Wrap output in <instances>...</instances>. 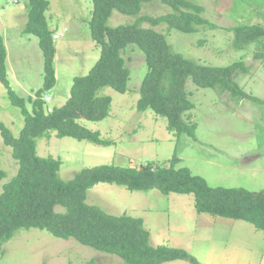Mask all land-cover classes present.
<instances>
[{
    "label": "rangeland",
    "instance_id": "rangeland-1",
    "mask_svg": "<svg viewBox=\"0 0 264 264\" xmlns=\"http://www.w3.org/2000/svg\"><path fill=\"white\" fill-rule=\"evenodd\" d=\"M203 7L208 23L192 33L169 29L166 24L140 26L154 28L167 37L175 52L200 63L227 66L241 62L234 79L245 92L264 102V52L255 43L241 50L234 48L237 24L264 26V0H190ZM250 2L247 3V2ZM27 0H0V35L7 50V76L19 96L34 95L43 84V55L38 38L23 33L27 21ZM242 5V6H241ZM90 0H49L48 26L55 42L56 84L44 99L49 109L61 106L69 96L74 76L86 74L100 54L90 36ZM172 9L152 0L144 3L138 15L113 10L108 26L133 23L138 16H159ZM130 69L124 93L102 87L98 94L112 99L108 115L100 121L79 118L78 123L97 130L109 145L95 144L73 137H57L55 132L38 139L41 157L61 160L59 176L71 179L82 168L102 164L140 167L148 162L168 165L174 153L192 173L202 176L210 186L243 187L264 190V103L238 99L228 91L200 88L188 80L186 90L194 108L187 114L197 124L195 137L175 135L167 129L164 116L151 109L137 110L141 80L147 70L144 54L135 45L123 52ZM0 82V121L18 136L23 126L19 107L11 104ZM0 168L7 172L2 184L11 178L17 164L11 148L0 135ZM87 202L105 212L141 217L150 233L152 245L181 247L204 264H223L233 260L244 264H264V230L251 223L197 212L193 195L163 194L157 189L130 191L123 186L98 183L88 192ZM93 260L94 264H128L115 254L99 251L73 238L62 239L38 228L19 229L0 246V264H67ZM162 264H192L175 260Z\"/></svg>",
    "mask_w": 264,
    "mask_h": 264
},
{
    "label": "trees",
    "instance_id": "trees-1",
    "mask_svg": "<svg viewBox=\"0 0 264 264\" xmlns=\"http://www.w3.org/2000/svg\"><path fill=\"white\" fill-rule=\"evenodd\" d=\"M93 4L89 20L90 36L99 47L98 59L84 75L74 76L69 96L61 106L49 109L44 95L56 84L54 67L55 40L47 23L49 0H27V21L23 33L38 38L43 55V84L34 95L19 96L7 76V50L0 35V82L12 105L19 107L23 126L14 136L0 121V135L17 164L15 174L2 184L0 193V246L19 229L38 228L55 237L73 238L99 251L115 254L128 264H162L184 260L203 264L187 250L165 244L152 245L150 233L141 217L126 213L114 215L87 202L88 192L98 183L123 186L130 191L157 189L163 194H192L197 212H206L244 220L264 230V190L243 187L210 186L200 175L185 167H177L180 159L173 154L169 164L148 162L140 167L102 164L82 168L69 180L59 176L61 160L41 157L37 141L55 132L57 137H73L95 144L109 145L97 130L78 123L79 118L103 120L109 113L111 97L100 95L102 87L124 93L130 69L123 52L133 44L144 54L146 72L141 80L137 110L151 109L164 116L167 129L175 135L195 137L197 124L187 114L194 108L186 90L188 80L200 88L228 91L238 99L263 101L247 94L234 79L241 62L213 66L175 52L164 33L140 24H166L169 29L192 33L208 23L203 7L190 0H160L172 11L159 16L141 15L130 24L108 26L113 10L138 15L144 3L152 0H90ZM244 2L245 0H235ZM247 2V1H246ZM250 4V2H247ZM242 6V5H241ZM237 50L251 43L264 52V26L242 23L232 28ZM264 103V102H263ZM7 172L0 168V182ZM94 264L93 260L81 263Z\"/></svg>",
    "mask_w": 264,
    "mask_h": 264
},
{
    "label": "crops",
    "instance_id": "crops-1",
    "mask_svg": "<svg viewBox=\"0 0 264 264\" xmlns=\"http://www.w3.org/2000/svg\"><path fill=\"white\" fill-rule=\"evenodd\" d=\"M169 246V245H168ZM179 260V259H178ZM172 261H175V260H172ZM181 261H183V260H181ZM241 263H244V264H250L251 262L250 261H248V260H246V259H244V258H241L240 260H239ZM202 263V262H201ZM204 264V263H203ZM222 264V263H221ZM223 264H235L234 262H233V260H231V261H228V259H226V260H223Z\"/></svg>",
    "mask_w": 264,
    "mask_h": 264
}]
</instances>
